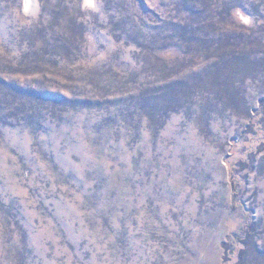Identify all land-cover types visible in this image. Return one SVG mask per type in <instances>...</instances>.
I'll use <instances>...</instances> for the list:
<instances>
[{
	"label": "rangeland",
	"instance_id": "374dc122",
	"mask_svg": "<svg viewBox=\"0 0 264 264\" xmlns=\"http://www.w3.org/2000/svg\"><path fill=\"white\" fill-rule=\"evenodd\" d=\"M0 264H264V0H0Z\"/></svg>",
	"mask_w": 264,
	"mask_h": 264
}]
</instances>
